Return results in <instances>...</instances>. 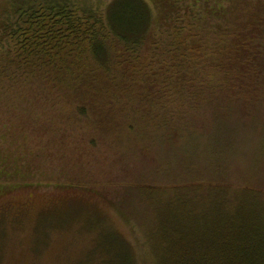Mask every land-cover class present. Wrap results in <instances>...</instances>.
<instances>
[{"label": "trees", "instance_id": "16d2710c", "mask_svg": "<svg viewBox=\"0 0 264 264\" xmlns=\"http://www.w3.org/2000/svg\"><path fill=\"white\" fill-rule=\"evenodd\" d=\"M44 3L13 6L0 20V116L7 118L0 138L11 145L0 147V179L30 183L46 175L43 167L84 164L98 144L115 149L129 116L143 114L155 132L174 138L184 128L182 110L197 108L199 98L220 103L222 87L239 88L233 97L244 110V96L264 95V0H224L215 17L198 11L196 0L169 1L162 19L145 0H111L103 9ZM202 39L215 44L204 49L219 66L212 69L219 90L214 80L189 85L201 75L193 63ZM167 97L171 105H161ZM239 211L219 215L213 232L203 223L200 232L180 229L183 238L168 240L153 264H264V224Z\"/></svg>", "mask_w": 264, "mask_h": 264}, {"label": "rangeland", "instance_id": "374dc122", "mask_svg": "<svg viewBox=\"0 0 264 264\" xmlns=\"http://www.w3.org/2000/svg\"><path fill=\"white\" fill-rule=\"evenodd\" d=\"M33 1L65 0H0V20L13 6ZM66 1L103 9L111 0ZM145 1L162 19L175 0ZM178 1L188 6L195 0ZM223 1L196 0V8L218 14ZM197 34L205 38L203 28ZM200 45L193 66L201 75L189 85L214 80L219 90L212 70L219 66L204 49L212 45L213 52L215 44L202 39ZM235 88L222 87L216 105L199 98L197 108L182 110L184 128L174 138L155 132L143 114L129 116L115 149L98 144L96 153L87 149L84 164L43 167L46 175L31 176L30 183L0 179V264H153L168 240L183 238L182 228L200 232L203 223L213 232L219 215L239 210L264 224V95L244 96V110ZM171 102L167 97L160 104ZM1 146L11 149L0 138Z\"/></svg>", "mask_w": 264, "mask_h": 264}]
</instances>
